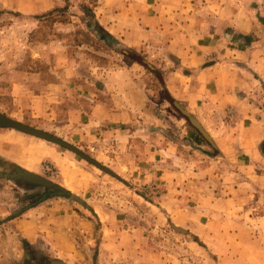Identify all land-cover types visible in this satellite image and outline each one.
<instances>
[{
  "label": "rangeland",
  "instance_id": "374dc122",
  "mask_svg": "<svg viewBox=\"0 0 264 264\" xmlns=\"http://www.w3.org/2000/svg\"><path fill=\"white\" fill-rule=\"evenodd\" d=\"M100 1L0 0V113L115 175L0 128V205L15 214L60 198L75 216L38 217L52 230L10 264L26 252L28 264H264V133L249 141L253 125L264 129V0H161L167 29L135 48L100 27ZM31 3L44 8H24ZM169 40L207 48L194 69L225 61L255 81L244 122L219 130V145L197 108L167 89L170 74L194 70L181 66ZM234 115L228 108L222 119ZM16 167L64 193L1 177Z\"/></svg>",
  "mask_w": 264,
  "mask_h": 264
},
{
  "label": "crops",
  "instance_id": "0c3cea01",
  "mask_svg": "<svg viewBox=\"0 0 264 264\" xmlns=\"http://www.w3.org/2000/svg\"><path fill=\"white\" fill-rule=\"evenodd\" d=\"M100 4L101 6L96 11V19L100 27L130 48L143 45L147 42L146 40L153 39L155 34H160L162 29H167L169 11L161 0L160 3H157L156 0L154 3L152 0H101ZM30 5L32 9L26 4H24V8L28 7L31 12H40L44 6H46L44 10L50 7L48 2L44 6L40 3H31ZM167 47L178 56L182 67L194 69L197 66H202L205 63L204 60L208 58L207 53L203 52L207 48L203 46L175 47L170 41ZM172 74H174V78ZM172 74L166 80L168 91L176 99L180 98L192 103L191 106L195 112L197 108L198 116H204V124L207 126L210 138L217 145H219V139L224 138V136H218L219 130L228 131L232 126L238 128L239 123L244 122L241 113L246 107L245 105H249L251 102L250 91L254 88L250 87L255 86V81H252L254 79H248L250 77L247 72L223 61L222 64L211 63L201 71L192 70L189 74L192 78L176 72ZM169 78L171 79L169 80ZM191 79L197 80V83H191L189 81ZM200 104L202 105L200 106ZM228 108L235 111L234 117L228 119L229 124H227V120L222 119L223 112L225 114V110ZM247 118L250 116L247 115ZM263 131V128L259 129L253 125L251 129L253 138L249 141L259 142ZM37 148L43 153L42 155L46 154L40 150V147ZM48 154L51 156L49 151ZM37 159L35 162L32 161L31 165L34 166ZM15 208L17 207L6 208L0 205V217H9L0 220V229H8L5 234L0 236V264L18 261L23 255V241L33 245V243L40 242V232L48 233L52 230V227L48 225L41 229L43 225L38 217H75L67 207L63 206L60 198L44 200L14 214L13 210H18ZM9 211L13 214L10 215ZM29 217H37V219Z\"/></svg>",
  "mask_w": 264,
  "mask_h": 264
},
{
  "label": "water",
  "instance_id": "95a60500",
  "mask_svg": "<svg viewBox=\"0 0 264 264\" xmlns=\"http://www.w3.org/2000/svg\"><path fill=\"white\" fill-rule=\"evenodd\" d=\"M0 128L15 129V130L21 131L23 133H26V134H29V135L50 141L52 143H56L62 147H65V148L73 151L74 153L80 155L82 158L86 159L87 161H89L90 163H92L93 165L98 167L99 169L115 176L114 173L109 171L107 168L103 167L102 165L97 163L95 160L89 158L87 155L83 154L80 150H78L74 146H71L70 144L64 142L63 140L59 139L58 137L53 136V135L46 133L44 131H40V130H37L35 128H32L28 125L22 124L18 121H15V120L3 115L2 113H0ZM17 177H19L23 180H26V181L38 183L44 187L55 189L59 193H64V191L62 189H60L57 185L53 184L52 182H50V181H48V180H46L40 176L33 174V173H30L27 171H18Z\"/></svg>",
  "mask_w": 264,
  "mask_h": 264
},
{
  "label": "trees",
  "instance_id": "16d2710c",
  "mask_svg": "<svg viewBox=\"0 0 264 264\" xmlns=\"http://www.w3.org/2000/svg\"><path fill=\"white\" fill-rule=\"evenodd\" d=\"M136 60V59H135ZM171 100V99H170ZM171 102H173V101H171ZM210 140V139H209ZM13 165H11V170H13ZM2 169V166H0V170ZM18 171H25L24 169H20V168H15V172L13 173V174H7V173H4V171H3V174H1V177H4V178H7V179H11V180H15V179H18L19 177H17V172ZM19 179H21V178H19ZM45 199H47L49 196H43ZM42 198V197H41ZM37 203V202H36ZM35 202L33 203V204H31L30 206H33V205H35L36 204ZM27 242L26 241H23V245H25V247L27 246ZM27 255H29L27 252L25 253V259L23 260V262H22V264H28L30 261H31V259L33 258V257H31V256H27ZM47 260H51V259H47ZM41 261V260H40ZM52 264H61V263H58V262H56V261H53L52 262Z\"/></svg>",
  "mask_w": 264,
  "mask_h": 264
},
{
  "label": "bare ground",
  "instance_id": "6f19581e",
  "mask_svg": "<svg viewBox=\"0 0 264 264\" xmlns=\"http://www.w3.org/2000/svg\"><path fill=\"white\" fill-rule=\"evenodd\" d=\"M28 166H29V167H30V166L32 167V166H33V164L31 165V163H30V164L28 163Z\"/></svg>",
  "mask_w": 264,
  "mask_h": 264
}]
</instances>
